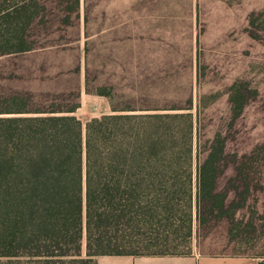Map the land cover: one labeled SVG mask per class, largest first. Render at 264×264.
<instances>
[{"label": "trees", "instance_id": "16d2710c", "mask_svg": "<svg viewBox=\"0 0 264 264\" xmlns=\"http://www.w3.org/2000/svg\"><path fill=\"white\" fill-rule=\"evenodd\" d=\"M45 10L40 0H0V57L34 50L33 25ZM262 22L264 14H251L253 36L264 33ZM197 46L200 79L206 67L199 39ZM255 92L240 80L230 86L233 122ZM76 109H33L18 93L0 97V264L189 256L194 205L201 228L228 219L236 236L238 206L218 188L228 166L222 130L202 147L191 107L113 108L85 123ZM235 180L250 190L244 165ZM178 198L187 205L186 225L174 228ZM254 257L264 264V254Z\"/></svg>", "mask_w": 264, "mask_h": 264}, {"label": "rangeland", "instance_id": "374dc122", "mask_svg": "<svg viewBox=\"0 0 264 264\" xmlns=\"http://www.w3.org/2000/svg\"><path fill=\"white\" fill-rule=\"evenodd\" d=\"M40 1L46 10L33 25L34 50L0 57V97L24 94L33 109L77 107L84 123L113 108L191 107L200 117L202 147L220 130L227 136L228 166L218 188L229 191L228 203L236 202L239 229L231 236L228 219L201 228L194 205L189 255L221 264L227 257L258 262L264 154H252L264 144V33L253 36L250 16L264 14V0ZM198 39L206 67L200 79ZM237 80L256 92L233 122L229 88ZM242 165L249 191L235 180ZM186 214V203L175 199L174 228L186 225Z\"/></svg>", "mask_w": 264, "mask_h": 264}, {"label": "crops", "instance_id": "0c3cea01", "mask_svg": "<svg viewBox=\"0 0 264 264\" xmlns=\"http://www.w3.org/2000/svg\"><path fill=\"white\" fill-rule=\"evenodd\" d=\"M222 264H257L249 257H227ZM98 264H221L213 259L201 257L196 253L189 256H131L103 255L99 256Z\"/></svg>", "mask_w": 264, "mask_h": 264}]
</instances>
